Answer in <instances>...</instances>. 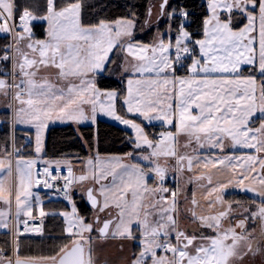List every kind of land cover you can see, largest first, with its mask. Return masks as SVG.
<instances>
[{
  "label": "snow or ice",
  "instance_id": "snow-or-ice-1",
  "mask_svg": "<svg viewBox=\"0 0 264 264\" xmlns=\"http://www.w3.org/2000/svg\"><path fill=\"white\" fill-rule=\"evenodd\" d=\"M107 7L86 21L83 0H44L42 7L0 0L7 41L0 47V229L14 238L21 225L42 231L22 219H35L31 189L41 184L62 181L71 204L59 213L66 237L49 254L22 256L14 239L11 256L0 247V264H264V0H206L199 14L193 5L161 0L147 43L137 34L152 26V7L142 16L134 6L126 15H103ZM112 79L118 87L102 86ZM100 114L134 131L132 150L108 157L97 150L79 176L67 160H44L40 172L18 146L20 126L35 128L40 153L49 123L79 127ZM154 122L163 130L151 131ZM225 141L253 152L223 154ZM217 168L232 175L214 185L206 170ZM186 171L193 173L188 183L207 180L208 208L222 210L198 213L193 192L191 226L182 227L178 177ZM74 185L91 215L77 208ZM230 186L253 193L251 201L234 208L223 197ZM111 240L121 241V253L131 242V258L98 255Z\"/></svg>",
  "mask_w": 264,
  "mask_h": 264
},
{
  "label": "trees",
  "instance_id": "trees-1",
  "mask_svg": "<svg viewBox=\"0 0 264 264\" xmlns=\"http://www.w3.org/2000/svg\"><path fill=\"white\" fill-rule=\"evenodd\" d=\"M154 0H83L84 10L83 18L86 21H94L97 14L101 13V6L108 7L103 11V15H126L128 9L133 8L138 15H143L148 7L152 6ZM206 0H178L174 4H188L193 5L194 10L199 14L200 4L205 3ZM19 4H30L42 7L44 0H17ZM144 30H148V27ZM143 30V31H144ZM37 38H43L41 27H35ZM142 31V32H143ZM138 32L137 36L142 42H149L154 35V30H151L142 36ZM4 36H0V47L6 43ZM103 87H118L114 79L104 80ZM157 132V129L153 130ZM5 133L4 128H0V137ZM81 138L78 132L71 126H57L50 129L47 137L45 160H69V159H85L88 156V151L85 147L89 146L91 150L97 149L102 155H123L127 151H131V145L128 142L129 137H133L127 130L114 125L110 122L99 120L96 126H83L80 128ZM32 137L27 132L18 131L17 140L18 146L25 154L26 158L35 159L37 156L34 153L33 146H26V141ZM42 194L44 200L43 210L50 212L47 217L45 227V238H22L19 240V253L22 256L49 254L53 248L66 237L65 220L59 213L68 211L67 207L62 201L52 199L51 196L44 192ZM240 199L245 201L243 196ZM75 200V199H74ZM246 204V203H245ZM83 214L89 215V212L83 211ZM38 216L35 210L33 217ZM11 235H5L0 232V247L9 249L6 255H10L11 251Z\"/></svg>",
  "mask_w": 264,
  "mask_h": 264
},
{
  "label": "crops",
  "instance_id": "crops-1",
  "mask_svg": "<svg viewBox=\"0 0 264 264\" xmlns=\"http://www.w3.org/2000/svg\"><path fill=\"white\" fill-rule=\"evenodd\" d=\"M35 23L36 22H34V24ZM0 36H3V35L0 34ZM0 102H3V97H0ZM137 122H140V121L138 120ZM154 124H156L157 126L154 127V128H151L150 129L151 131H153L154 129H157L158 131L163 130V128L160 127L159 122H154ZM57 126H71L77 131V129H76L77 125H75V124L59 123V122L49 123V126L45 130L44 135H43L42 151L40 153H36V151H35V147H36V143H35L36 130H35V128H31L29 126H20L19 131L27 132V133L31 134L32 137H30V139L33 141L34 153L37 156V158L39 157L40 159H43L44 155L46 153L48 133H49L51 128L57 127ZM83 126H95V124L81 125V126H79V128H81ZM128 132L131 133V131H128ZM78 134H79V132H78ZM132 136H134V135L132 134ZM79 137L81 138V133L79 134ZM180 142H181V145H183V143H184V138L183 137H181V141ZM84 144H85V147H86V143H84ZM229 144H230V142L225 141V148H224L223 154H227V155H230V156H245V155L252 154V152H253V150H250V149H242V148L233 149L232 147L229 146ZM195 147H196V145L193 144L192 148H195ZM181 151H188L191 154L192 149L191 148H189V149L181 148ZM198 151H200L202 153H205V154L207 153V149H198ZM214 154H216V153H214ZM39 164H43V163H39ZM62 167H66V166H62ZM74 171H75V168H74ZM200 172H201V169H196L195 170V174L196 175H199ZM206 174L212 176V180H213V184L214 185L218 184L220 182H225L232 175L231 171L229 169H225V168H217V169L206 170ZM169 175L171 177L172 174L170 173ZM192 175H193V173H189V172L186 171L182 176H180V185H181V197H180V199L184 201V213H185V215H186L187 209L192 207V205L190 203V199H191V195H192L193 192H195V198L199 201V207H197V209H196L198 213L207 215V214L222 210L221 206L219 204L216 205L215 209H209L208 208V202H207V200H205L204 197H205V195H206V193L208 191V188L210 186L207 185V180H201V181H195L194 183H188L187 182L188 178H189V176H192ZM170 182H171V180L169 179V181L167 182V186L169 188H171V186L169 184ZM185 195H187L189 197V201L188 202H186L185 199H184ZM240 195L245 198V201L240 199V197H239ZM252 196H253V193L245 192V191H243V190H241L239 188H236L235 186H230L223 193L224 200L225 201H232L234 208L236 207V204H235L236 201H240L242 203H249L251 201V199H252ZM210 199L214 200L215 199V194ZM239 211H243V209L241 208V209H239ZM184 218H188V217H184ZM189 226H191V225H189ZM225 226H227V222H225ZM128 243L132 244L131 242H128ZM134 250L135 249H133V251ZM121 255H125V253H121L120 248H118V249H115L112 252H110V254L108 256L109 257L108 259L109 260H118V258Z\"/></svg>",
  "mask_w": 264,
  "mask_h": 264
},
{
  "label": "rangeland",
  "instance_id": "rangeland-1",
  "mask_svg": "<svg viewBox=\"0 0 264 264\" xmlns=\"http://www.w3.org/2000/svg\"><path fill=\"white\" fill-rule=\"evenodd\" d=\"M175 1H178V0H170V3H173L174 4ZM160 2H161V0H154L152 2V6H151L152 7V10H153V16L151 17V24H152V26L148 27V30L147 31L144 30L141 33V35L143 37L146 36V34L148 32H150L151 30H154L155 22H156V19H157L156 12L158 11ZM159 23H160L161 31H163L164 30V27H165L164 20H160ZM99 120H104V121L110 122V123H112L114 125H117V126L123 128V129H125V130L131 131V133L134 135V131L132 129L126 127L125 125L120 124L119 122H117L115 120H112L110 117L104 116L103 114L98 115L97 121L95 123V126L97 125V123H98ZM76 129H77V131L80 134V130H79L80 128L78 126H76ZM86 149L88 151V156L92 155L95 151H97V149L91 150V148L89 146H86ZM101 156L108 157V156H111V155H102L101 154ZM86 158L85 159H80V160L79 159H69V160H67V161L71 162L72 166L75 168L76 176H79L81 174V170L84 168V164H85ZM35 160H37V165H38L39 163H43V161L45 159H40L38 157V158H35ZM51 161H55V160H51ZM61 161H64V160H61ZM2 175H3V173H0V176H2ZM79 187H80L79 185H75L74 186L73 199H75L77 208L80 210V212H81L82 215H83V213H82L83 211L89 212V215H91L90 205L88 204V202L86 201V199L83 197V193L78 190ZM31 191L33 193V196L31 197V201L30 202L33 205V214H34L35 210H37L38 216H40L39 215V212H40V209L43 208V204H44V200L42 198V194L39 193L38 191H36L34 188H32ZM37 197H39V199H37ZM180 203H181L182 209L184 210V201L180 199ZM64 205L66 206V204H64ZM4 208H5V205H3V203H0V210H3ZM67 209H68V207H67ZM14 210L15 209L13 208V211ZM68 212H70V211L68 210ZM45 213H46V215L43 216V217H46V218L49 216V214H51L50 212H46V211H45ZM184 217H187V215L183 214L182 217H181V225H182V227L185 226V225H188L189 226L190 225V220L188 218H184ZM23 218H28V217H22V219ZM62 218L65 220V218L63 216H62ZM65 224H66V221H65ZM237 231H239V229ZM258 231H259V229H257V232ZM0 232H4V230L3 229H0ZM45 237H46V235H45ZM19 240H17L18 243H19ZM120 243H121V241H119V240H111V241H108L106 245H104L103 247H101L98 250V255H100L102 257H106L108 259L109 258L108 256H109L110 252H112L115 249H118ZM13 247H14L13 240L11 239V251H10V255H6V253H5L6 256H11L13 254ZM133 249H134V246L132 244H129L128 243V247H127L126 251L124 252L125 255L128 258H131ZM8 250L9 249H5V252H7Z\"/></svg>",
  "mask_w": 264,
  "mask_h": 264
},
{
  "label": "built area",
  "instance_id": "built-area-1",
  "mask_svg": "<svg viewBox=\"0 0 264 264\" xmlns=\"http://www.w3.org/2000/svg\"><path fill=\"white\" fill-rule=\"evenodd\" d=\"M0 128H2V127H0ZM26 146H33V141L31 139H28L26 141ZM43 167H44V164H39L36 166L37 170H39L40 172L43 171ZM51 170L53 171V175H56L55 167H53ZM73 171H74V168H73ZM74 173H75V171H74ZM60 174L61 175L67 174L66 167H62L60 169ZM75 175H76V173H75ZM178 179H179V183H180V176L178 177ZM169 184H170L171 188H173L175 186V184L172 180ZM74 186H73V190H74ZM34 189L38 192H44V193L49 194L52 199L62 201L64 204H66V206L68 207V210L71 211V204L64 198L63 193L61 191L62 181H57L56 184L54 185V187H52V188H46L41 184L39 186L34 187ZM23 219L28 220L29 229L41 228L42 231L39 233L34 232V231H24L23 225H21L19 236L15 237V238L13 236H11L12 240H14V239L19 240L22 238H44L45 237V227H46V221H47L46 217L35 216V219H30V218H23Z\"/></svg>",
  "mask_w": 264,
  "mask_h": 264
}]
</instances>
